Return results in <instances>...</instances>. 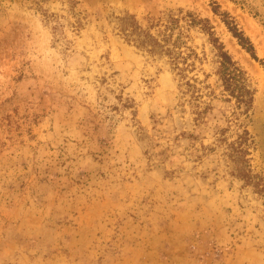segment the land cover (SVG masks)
Instances as JSON below:
<instances>
[{"label":"rangeland","instance_id":"1","mask_svg":"<svg viewBox=\"0 0 264 264\" xmlns=\"http://www.w3.org/2000/svg\"><path fill=\"white\" fill-rule=\"evenodd\" d=\"M124 14L179 18L200 96L123 38ZM218 42L248 105L214 73ZM260 95L264 0H0V264H264Z\"/></svg>","mask_w":264,"mask_h":264},{"label":"trees","instance_id":"2","mask_svg":"<svg viewBox=\"0 0 264 264\" xmlns=\"http://www.w3.org/2000/svg\"><path fill=\"white\" fill-rule=\"evenodd\" d=\"M216 12L215 9H213ZM188 17L185 18V24L188 27L198 26L202 28V22H206L207 18L197 16L187 12ZM118 27L120 33L126 40L139 50L145 51L150 56H164L168 63L169 70L172 72L176 85L183 90L190 91L192 97L200 96L202 90L200 86L196 85L197 77L189 75L196 65V62L201 61V56L195 48L186 44V35L183 32H177L173 35V30L177 26L179 18L168 14L165 18L159 19L162 28L156 33L150 32L151 26L143 28L135 19L133 14H124L117 16ZM227 29L231 35L236 38L237 43L243 47L248 53L255 57L254 47L249 39L239 30L236 25L224 20ZM208 28L209 39L211 42L216 43L217 39L212 36V32ZM216 49L215 56V70L214 73L220 79L222 88L227 90L228 93L235 97L239 102L246 105L252 101L253 89L246 83L245 71L241 65L238 64L225 47L221 43L213 46ZM193 81V83H191Z\"/></svg>","mask_w":264,"mask_h":264},{"label":"water","instance_id":"3","mask_svg":"<svg viewBox=\"0 0 264 264\" xmlns=\"http://www.w3.org/2000/svg\"><path fill=\"white\" fill-rule=\"evenodd\" d=\"M259 127L261 130V135H262V145H263V149H264V117L261 120V122L259 123Z\"/></svg>","mask_w":264,"mask_h":264},{"label":"bare ground","instance_id":"4","mask_svg":"<svg viewBox=\"0 0 264 264\" xmlns=\"http://www.w3.org/2000/svg\"><path fill=\"white\" fill-rule=\"evenodd\" d=\"M258 41V40H256ZM259 97V103H260V106L262 107V109H264V101L261 100L260 98L263 97L262 95L258 96ZM264 98V97H263Z\"/></svg>","mask_w":264,"mask_h":264}]
</instances>
